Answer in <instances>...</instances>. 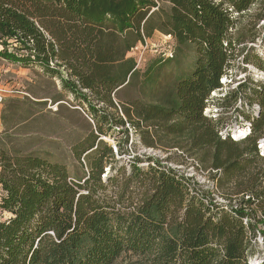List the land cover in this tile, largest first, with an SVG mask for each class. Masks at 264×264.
<instances>
[{
    "label": "trees",
    "instance_id": "1",
    "mask_svg": "<svg viewBox=\"0 0 264 264\" xmlns=\"http://www.w3.org/2000/svg\"><path fill=\"white\" fill-rule=\"evenodd\" d=\"M163 1L0 0V58L57 77L92 120L73 148L87 169L79 178L0 139V264H253L264 242V83L249 90L259 110L240 140L221 138L204 111L237 64L264 73L251 53L264 44L253 33L264 0ZM155 32L194 48L193 71L160 85L149 66L140 87L150 98L116 103L140 78L130 52ZM244 94L239 84L218 105L235 109ZM130 128L166 157L124 163ZM190 160L209 184L188 175Z\"/></svg>",
    "mask_w": 264,
    "mask_h": 264
},
{
    "label": "rangeland",
    "instance_id": "2",
    "mask_svg": "<svg viewBox=\"0 0 264 264\" xmlns=\"http://www.w3.org/2000/svg\"><path fill=\"white\" fill-rule=\"evenodd\" d=\"M157 1L163 7H168L165 1ZM242 25L249 26V22L243 21ZM253 33L258 39L264 38V21L255 27ZM253 47L255 51L251 53H257L264 59V44L257 43ZM130 57L137 62L140 78L134 82L130 92H121L116 96V103L133 97L144 100L150 98L151 88L145 92L140 87L148 79L144 73L149 66L156 69L155 76L160 85L171 83L179 77H188L194 68L195 50L193 47L179 49L171 36L155 32L145 44H138L130 52ZM162 60L166 61L162 63V67L155 64ZM234 67L222 80L223 88L209 99L208 114L218 123L219 129L228 128V132L242 139L248 133L249 122L245 120V116H256L258 112L249 90L264 83V73L252 65L240 63ZM239 84L246 86L247 94L236 103L235 109L230 103L227 104L228 107L219 106L221 97ZM0 94V139L5 150L12 155H35L64 165L72 178L84 175L87 169L81 168L76 161L73 148L88 134L92 120L79 109L71 93L63 89L57 77L49 78L39 67L25 68L0 58ZM60 99L61 101L56 102ZM118 111L120 116L121 112ZM109 112L115 113L114 109ZM112 132L117 139L120 138L117 129ZM130 134L131 142L128 154L123 158L124 163H129L136 154L166 157L159 150L145 148L134 130L131 129ZM107 140L110 144H115L113 139ZM261 141L264 144V140ZM259 147L264 154V145ZM187 167L189 176H194L201 184H209L207 173L197 171L196 162L190 160ZM263 261L264 242L258 237L257 255L252 262L259 264Z\"/></svg>",
    "mask_w": 264,
    "mask_h": 264
},
{
    "label": "built area",
    "instance_id": "3",
    "mask_svg": "<svg viewBox=\"0 0 264 264\" xmlns=\"http://www.w3.org/2000/svg\"><path fill=\"white\" fill-rule=\"evenodd\" d=\"M222 83H223V81H222ZM224 84V83H223ZM220 90V89H219ZM219 90H216V91H214V92H212L211 93V96H210V98L212 97V96H215L216 95V92L217 91H219ZM257 110H259V108L257 107ZM204 115L205 116H207L208 118H211L212 119V117H210L209 116V114H208V107L205 109V111H204ZM213 120V119H212ZM215 120V119H214ZM250 123H248V133H247V135L250 133ZM229 130H228V128H226L225 130H221V129H219V135H220V137L221 138H223V139H225V138H228V137H230L231 139H233V140H240V139H237V137L234 135V134H231V132H228ZM247 135H245V136H247ZM244 136V137H245ZM243 137V138H244ZM262 142V141H261ZM260 142V143H261ZM261 145V144H260ZM259 145V146H260ZM264 145V144H263ZM260 148V147H259ZM261 154L264 156V154L261 152Z\"/></svg>",
    "mask_w": 264,
    "mask_h": 264
},
{
    "label": "bare ground",
    "instance_id": "4",
    "mask_svg": "<svg viewBox=\"0 0 264 264\" xmlns=\"http://www.w3.org/2000/svg\"><path fill=\"white\" fill-rule=\"evenodd\" d=\"M236 137H237V135H235ZM237 139H240L239 137H237ZM261 145H262V147H263V142H261Z\"/></svg>",
    "mask_w": 264,
    "mask_h": 264
},
{
    "label": "crops",
    "instance_id": "5",
    "mask_svg": "<svg viewBox=\"0 0 264 264\" xmlns=\"http://www.w3.org/2000/svg\"><path fill=\"white\" fill-rule=\"evenodd\" d=\"M1 101H2V96H1V94H0V103H1Z\"/></svg>",
    "mask_w": 264,
    "mask_h": 264
}]
</instances>
